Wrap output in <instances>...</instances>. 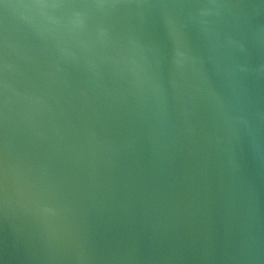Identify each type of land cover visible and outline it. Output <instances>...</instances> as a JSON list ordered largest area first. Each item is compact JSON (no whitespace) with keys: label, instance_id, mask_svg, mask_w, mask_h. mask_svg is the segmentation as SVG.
I'll list each match as a JSON object with an SVG mask.
<instances>
[{"label":"water","instance_id":"obj_1","mask_svg":"<svg viewBox=\"0 0 264 264\" xmlns=\"http://www.w3.org/2000/svg\"><path fill=\"white\" fill-rule=\"evenodd\" d=\"M0 264H264V0H0Z\"/></svg>","mask_w":264,"mask_h":264}]
</instances>
